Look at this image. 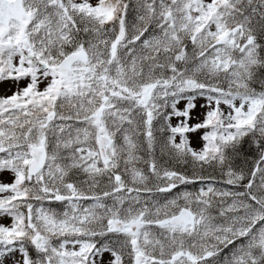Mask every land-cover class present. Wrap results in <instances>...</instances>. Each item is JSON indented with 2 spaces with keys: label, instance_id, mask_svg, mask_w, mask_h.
Here are the masks:
<instances>
[{
  "label": "snow or ice",
  "instance_id": "snow-or-ice-1",
  "mask_svg": "<svg viewBox=\"0 0 264 264\" xmlns=\"http://www.w3.org/2000/svg\"><path fill=\"white\" fill-rule=\"evenodd\" d=\"M5 81L0 264H264V0H0Z\"/></svg>",
  "mask_w": 264,
  "mask_h": 264
},
{
  "label": "rangeland",
  "instance_id": "rangeland-1",
  "mask_svg": "<svg viewBox=\"0 0 264 264\" xmlns=\"http://www.w3.org/2000/svg\"><path fill=\"white\" fill-rule=\"evenodd\" d=\"M43 87V86H41ZM15 91V85L11 81H5L0 83V95H11L12 92ZM197 109L196 112L194 113L195 115H202L203 109L199 108V105L204 103L202 99L197 100ZM183 106V102L181 104V107ZM175 119H173V123H175ZM192 145L194 148L199 149L200 147V141L197 136L192 137ZM12 181V176L10 173H3L0 174V182L3 183H10ZM7 195V194H4ZM2 223H8L9 221L7 219L0 221ZM105 259H108L107 254L105 255Z\"/></svg>",
  "mask_w": 264,
  "mask_h": 264
},
{
  "label": "trees",
  "instance_id": "trees-1",
  "mask_svg": "<svg viewBox=\"0 0 264 264\" xmlns=\"http://www.w3.org/2000/svg\"><path fill=\"white\" fill-rule=\"evenodd\" d=\"M135 16V13H132L130 16H129V22H131L133 20ZM247 147V146H246ZM252 159H254V156H249L248 157V160L251 161ZM191 186V185H190Z\"/></svg>",
  "mask_w": 264,
  "mask_h": 264
}]
</instances>
